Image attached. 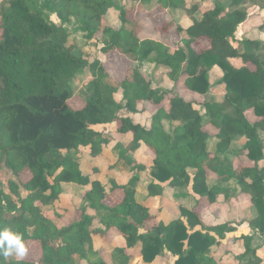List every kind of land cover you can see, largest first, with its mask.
I'll use <instances>...</instances> for the list:
<instances>
[{"label":"trees","instance_id":"obj_1","mask_svg":"<svg viewBox=\"0 0 264 264\" xmlns=\"http://www.w3.org/2000/svg\"><path fill=\"white\" fill-rule=\"evenodd\" d=\"M189 1L132 0L130 6L121 7L118 0H9L1 10L0 158L13 175L30 178L22 183L29 192L27 198H19L18 185L11 184L19 202L0 184V230L9 227L18 232L26 247L37 244L39 264H128L133 259L129 249L139 250L142 264H155L165 251L176 258L173 264H224L227 254L220 252V246L237 227L231 222L205 226L200 207L180 208L179 217L173 216L168 223L160 220L155 210L137 200L141 174L152 179L148 186L152 198L163 196L167 188L189 186L202 205V201L213 205L220 197L233 203L248 196L256 211L249 226L264 236V168L260 166L264 159V41L233 44L249 18L246 3L256 0H232L227 13L193 5L191 23L184 28L171 13L186 9ZM113 8L119 10L118 28L107 21ZM136 11L171 14L172 21L162 29L175 30L180 38L177 47L142 39L141 23L131 18ZM73 23L77 28L70 31ZM75 31L83 33L87 42L100 35L104 57L118 53L128 59L132 65L124 77L118 80L101 59L72 44ZM204 42L207 47L198 51L196 46ZM144 62L165 68L172 88H154L134 66ZM215 67L223 74L221 102L207 98L209 73ZM83 70L92 75L88 95L72 107L71 82ZM181 82L190 100L174 94ZM119 92L124 103L116 99ZM142 102L160 107L149 126L121 115L142 114ZM249 111L255 122L246 115ZM98 125H114L118 134L130 140L129 148L115 146L119 159L110 166L107 185L85 174L74 159L82 149L95 162L100 159L111 138L93 129ZM238 137L245 139L242 150L232 147ZM137 150L150 156L151 166L133 159L132 152ZM241 157L251 165H237ZM115 174L124 175L125 183L119 184ZM63 184L90 187L78 218L68 225L63 224L66 209H56L54 218L42 209L59 199ZM115 194L121 199H113ZM118 236L125 245L111 246V239ZM240 239L244 251L237 256L239 264H260L253 236ZM96 241L100 245L95 249ZM103 250L110 260L103 257ZM0 264L34 262L0 256Z\"/></svg>","mask_w":264,"mask_h":264},{"label":"rangeland","instance_id":"obj_2","mask_svg":"<svg viewBox=\"0 0 264 264\" xmlns=\"http://www.w3.org/2000/svg\"><path fill=\"white\" fill-rule=\"evenodd\" d=\"M9 0H0V24H1V10L7 5ZM132 3V0H118L117 4L121 7H128ZM232 0H190L189 1V7H187L184 10H180L178 13H173L175 21L182 25L184 28H186L191 23V16H193V12L190 10V8L195 5L197 8L204 9H213V8H222L225 13L229 11L231 8ZM245 7L248 10L249 18L248 21L242 25L235 37V41L233 44L237 47L240 46L239 42L242 40H245L247 38H259L261 31H264V0H256L254 2H247ZM192 9V8H191ZM119 10L116 8H113L108 12L107 21L109 24H113L116 28L119 27ZM131 18L138 20L142 27L143 31L140 35L142 39L150 38L155 39L158 41H161L165 43L166 45L170 46L171 48H176L178 45L179 37L176 35V32L174 29H166L163 30L162 28L168 23L172 21L171 14L167 13L166 11H158L152 14H145L140 12H134L131 16ZM52 20L57 22V19L52 16ZM77 28V24L73 23L72 26L69 27V30L72 31L73 29ZM83 33L81 32H72V35L70 37V42L72 44H76V46H79L82 51L91 56L92 58H98L101 59L105 67L114 75L118 80H121L126 71L129 67H131L132 63L121 56L118 53L110 54L109 56L104 57L101 54V37L100 35L97 37V39L87 42L84 37ZM207 43H200L196 46V49L198 51H202L207 47ZM134 66H137L141 69L144 76L152 81V84L154 88H162L167 89L171 87L170 82L166 76L167 70L165 68L155 67L154 64L149 62H144L143 64L135 63ZM92 80V75L89 70H83L79 72L74 79L71 82V88L74 91L75 97L71 100L70 104L72 107H78L80 104V97L87 96L88 95V86L89 83ZM174 94L182 95L185 99L190 100L191 94L190 92L185 88L183 82L180 83L177 90L174 92ZM219 95V93L217 94ZM215 96V95H214ZM116 99L124 103L123 101V95L121 92H119L116 95ZM167 106V104H166ZM160 107L152 106L148 102H142L139 106V110L142 111V114L138 115H130L125 113H121V115H128L132 116V118L145 126H148L150 124L151 117L158 111ZM246 115L248 118L255 122L257 119L252 112H247ZM167 130L169 129V125H166ZM94 130L102 131L107 136L111 138V143L104 148L103 154L100 157V159L96 160V162L93 160L92 156L86 149H82L81 151H78L76 155L74 156V159L78 162L80 165L82 171L85 174L94 175L95 177L99 178L104 184H108L109 182V171L110 166L118 161V155L115 152V146L117 144H122L125 146V148L130 147V140L127 136L120 135L116 132L114 125H102V126H95ZM208 131L210 133H214L210 128H208ZM238 140V141H237ZM234 143V146L238 148H242L243 142L240 141V139H236ZM133 159L139 163L146 166L152 165V160L150 156L145 155L142 151H133L132 152ZM236 163L238 165H250V162L245 158L241 157L236 159ZM262 165L264 166V159L261 161ZM108 170V171H107ZM92 173V174H91ZM117 177L119 184L125 183V176H120L115 174ZM30 177L28 175H24L22 179H19L15 175H13L12 171L6 166L4 160L0 158V184L2 185V188L5 193L10 194L15 201H18V196L11 193V184L14 182L18 185V194L19 198H27L29 196V192H27L23 186L22 183L27 181ZM141 182H139L137 186V199L140 203L147 207H151L150 209L155 210L158 215L159 219L165 221L168 223L170 219L175 217H179V209L180 208H201L200 217L201 220H203L204 225L206 224H215L220 223L222 220L225 219V213L224 215H221L222 208H226V210H232L235 208V206L239 205L238 207V227L239 232H236L234 234L229 235V237L222 242L220 251L222 253L227 254V262L226 264H239L237 261V256L240 252L244 250V242L237 240L238 236H240L241 232L244 234V229L248 228V221L252 218V213L254 212V209L249 204V198L248 196H242L241 199H239L236 202L233 203H226L220 202L218 204H208L206 201H202L204 204L202 205L199 201V199H196L194 197V200L192 201H183L184 205H176L175 199L173 198V195H168L166 197L158 198L157 201L152 202L150 197L148 196V186L152 182L146 174H141ZM140 185V186H139ZM63 193L60 195L59 199L54 202L51 206L48 207H42L43 213L46 214L50 218H54L55 210L58 208H63L68 211L67 216L63 220V224H70L73 221H75L78 218V208L81 205L82 198L84 196V190L85 187L75 185V184H63L62 185ZM113 199L116 201L121 199L120 194H115L112 196ZM178 204V203H177ZM222 204V205H221ZM20 205V204H19ZM38 205L41 206L40 203ZM226 205V206H225ZM185 206V207H182ZM213 208V209H212ZM209 212L211 214H209ZM220 215H216V213ZM11 216V215H10ZM205 220V221H204ZM210 222V223H208ZM245 226V227H244ZM244 227V229H243ZM110 244L113 246H124L125 243L121 239H111ZM254 244V245H253ZM252 244V247H257V252L259 251V261L260 264H264V238L258 236L255 238L254 243ZM100 245L99 241H96L95 243V249ZM253 247V248H255ZM103 257L107 258V260H110L109 255L107 256L106 252L103 250ZM130 255H132L133 259L128 264H142L140 260V253L138 249H129ZM41 251L39 249V246L35 243L30 244L27 246V254L23 258L16 257L14 254L10 256V259L13 260H30L33 261L34 264H39L38 260L40 259ZM174 257H172L168 252L165 251L164 255L159 259V261L155 264H173ZM173 259V260H172ZM78 264H86L84 261H79Z\"/></svg>","mask_w":264,"mask_h":264},{"label":"crops","instance_id":"obj_3","mask_svg":"<svg viewBox=\"0 0 264 264\" xmlns=\"http://www.w3.org/2000/svg\"><path fill=\"white\" fill-rule=\"evenodd\" d=\"M172 14V16L174 15L173 13H171ZM174 17V16H173ZM175 19V18H174ZM190 25V24H189ZM188 25V26H189ZM187 26V27H188ZM245 40H251V41H259V40H261V41H264V31L262 32L261 31V33H260V36H259V38H256V39H253V38H247V39H245ZM235 46V45H234ZM237 47V46H236ZM232 63L236 66V67H238V68H240V67H242V63L240 62V61H238V60H233L232 61ZM156 67V66H155ZM161 68V67H160ZM222 77H223V74H222V71L218 68V67H215V68H213L211 71H210V73H209V79H210V83H211V91H210V93L208 94V100H211V101H215V102H221V101H223V99H224V97H225V86L224 85H222V84H219V82H220V80L222 79ZM170 82V81H169ZM170 85H171V82H170ZM172 88V85H171V87L170 88H168V89H171ZM219 93V95H217ZM215 95V96H214ZM249 112H251V111H249ZM135 121V120H134ZM251 121V120H250ZM256 121V120H255ZM252 122V121H251ZM150 125V124H149ZM148 125V126H149ZM98 126H102V125H98ZM95 127V126H94ZM94 127H93V129H94ZM97 131V130H96ZM236 139H240V141H244L243 142V145H245V139L244 138H240V137H238V138H236ZM236 139L233 141V149L234 150H237L238 148H236L235 146H234V143H236L235 141H236ZM238 141V140H237ZM216 142V140H213L212 141V143H213V145H214V143ZM244 147V146H243ZM243 147L242 148H240L239 150H242L243 149ZM237 164V163H236ZM238 165V164H237ZM250 165H251V163H250ZM260 166L261 167H263L264 168V166L262 165V162L260 163ZM149 177V176H148ZM150 178V177H149ZM118 180V179H117ZM142 180V179H141ZM151 181H152V179H150ZM119 182V181H118ZM141 182V181H140ZM70 185H72V184H70ZM140 186V185H139ZM88 189H90V187H87V188H85V190H84V194H85V192H86V190H88ZM168 195H173V198L175 199L174 201L176 202V205H179V206H181V205H184L183 204V201H185V202H187V201H192V200H194V197H196V199H199V197L197 196V195H195L193 192H192V188H191V186H189V187H182V188H176V189H170V188H167L166 190H165V193H164V195L162 196V197H166V196H168ZM158 198H161V197H157V198H152V197H150V199H151V201L152 202H155V201H157V199ZM241 199V198H240ZM138 200V199H137ZM220 202H223L224 204H226L225 202H224V199L222 198V197H220L219 198V200H218V202L217 203H215V204H218V203H220ZM178 203V204H177ZM249 204H250V206H252V204H251V202L249 201ZM222 205V204H221ZM227 205V204H226ZM225 205V206H226ZM182 207H185V206H182ZM238 207H239V205H237V206H235V208L234 209H232V210H226V208H222V214L221 215H224V213H225V219L224 220H222V222H220L219 224L218 223H215V224H207V222H205L206 224H205V226H218V225H222V224H225V223H227V222H231V223H233L234 224V226H236L237 227V229H236V231L235 232H233V233H231V234H234V233H236V232H239V227H238V216H239V214H238ZM253 207V206H252ZM148 208H151V207H148ZM186 209H189V210H191V209H193V208H187V207H185ZM213 209V208H212ZM254 209V208H253ZM209 214H211L210 212H209ZM216 215H220V213L218 212V214L216 213ZM255 215H256V211H255V209H254V212L252 213V218L249 220V221H251L254 217H255ZM175 216V215H174ZM205 221V220H204ZM249 221H248V228H245L244 229V227H243V229H244V234H242V232H241V234H240V236H238V238H237V240H240V241H242V242H244L243 240H241L240 238H242L243 236H253V242H252V244L254 243V241H255V238L256 237H258V236H260V237H262V238H264V236L263 235H261L259 232H255V231H253L251 228H250V226H249ZM202 222H203V220H202ZM208 223H210V222H208ZM203 224H204V222H203ZM231 234H229V235H231ZM229 235L227 236V238L229 237ZM117 239H121L124 243H125V241H124V239L122 238V237H120V236H118V237H116ZM115 238V239H116ZM254 245V244H253ZM111 246H113V245H111ZM113 247H116V246H113ZM118 247H121V246H118ZM253 247H255V246H253ZM220 248H221V246H220ZM256 249H257V247H255ZM244 251V250H243ZM242 251V252H243ZM221 252V251H220ZM242 252H240L238 255H240ZM259 253V251L257 252V254ZM170 254V253H169ZM171 255V254H170ZM172 256V255H171ZM172 257H174V256H172ZM258 258H259V254H258ZM174 259V261H175V257L173 258ZM172 259V260H173ZM159 261V260H158ZM157 261V262H158ZM228 260H227V258L225 259V263L224 264H226V262H227ZM238 261V260H237ZM156 262V263H157ZM239 262V261H238Z\"/></svg>","mask_w":264,"mask_h":264},{"label":"clouds","instance_id":"obj_4","mask_svg":"<svg viewBox=\"0 0 264 264\" xmlns=\"http://www.w3.org/2000/svg\"><path fill=\"white\" fill-rule=\"evenodd\" d=\"M23 258L27 254V247L22 236L9 227L0 230V256L5 260L12 255Z\"/></svg>","mask_w":264,"mask_h":264}]
</instances>
